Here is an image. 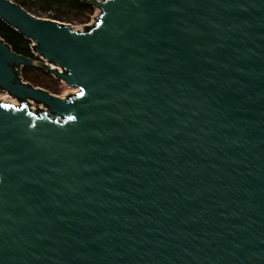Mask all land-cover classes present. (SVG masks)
I'll list each match as a JSON object with an SVG mask.
<instances>
[{
    "label": "water",
    "instance_id": "water-1",
    "mask_svg": "<svg viewBox=\"0 0 264 264\" xmlns=\"http://www.w3.org/2000/svg\"><path fill=\"white\" fill-rule=\"evenodd\" d=\"M86 2L0 0L37 54L0 38V264H264V0Z\"/></svg>",
    "mask_w": 264,
    "mask_h": 264
},
{
    "label": "trees",
    "instance_id": "trees-1",
    "mask_svg": "<svg viewBox=\"0 0 264 264\" xmlns=\"http://www.w3.org/2000/svg\"><path fill=\"white\" fill-rule=\"evenodd\" d=\"M28 12L62 23L86 24L95 13L96 7L86 0H13ZM0 38L20 55L37 58L31 49L32 41L0 18ZM18 75L29 84L48 91L57 92L56 85L61 81L41 67L23 66L17 69Z\"/></svg>",
    "mask_w": 264,
    "mask_h": 264
},
{
    "label": "rangeland",
    "instance_id": "rangeland-1",
    "mask_svg": "<svg viewBox=\"0 0 264 264\" xmlns=\"http://www.w3.org/2000/svg\"><path fill=\"white\" fill-rule=\"evenodd\" d=\"M97 16H98V10L96 8L95 13L92 15V17H91V19H90V21L88 23H86V24H74V25H72V27L74 29H83V28H85L86 25L92 23L96 19ZM42 17L46 18L44 16H42ZM56 87H57V90H58L56 93L53 92V91H49V92H51L52 94H54L56 96L62 97V98L63 97L66 98L68 95L73 94V93H75L77 91V88L70 87V86L66 85L62 81L60 83H58L56 85ZM5 99H8L9 101H16V100H14V97L8 96L6 94V92H4L3 90L0 89V100H5ZM33 106L36 109L39 108V107L36 106V104L31 103V107H33Z\"/></svg>",
    "mask_w": 264,
    "mask_h": 264
},
{
    "label": "built area",
    "instance_id": "built-area-1",
    "mask_svg": "<svg viewBox=\"0 0 264 264\" xmlns=\"http://www.w3.org/2000/svg\"><path fill=\"white\" fill-rule=\"evenodd\" d=\"M93 23V22H92ZM92 23H90V24H92ZM90 24H88V25H90ZM87 26V25H86ZM85 26V27H86ZM85 28H83V29H76V30H84ZM32 41V40H31ZM32 45H35V42L34 41H32V43H31V49H32V51H33V53L35 54V55H37L36 54V52L34 51V48L32 47ZM2 90V89H1ZM4 92H6V94L8 95V96H10V97H14L13 95H11L9 92H7V91H5V90H3ZM14 100H16L15 102H13V101H6V102H9V103H12V104H15V105H19V100L16 98V97H14ZM4 101V100H3ZM31 103H33V104H36V106L37 107H39L40 109H46V107L43 105V104H37V103H35L34 101H30ZM31 105V104H30ZM31 109L33 110V111H37L36 110V108L33 106V107H31Z\"/></svg>",
    "mask_w": 264,
    "mask_h": 264
},
{
    "label": "bare ground",
    "instance_id": "bare-ground-1",
    "mask_svg": "<svg viewBox=\"0 0 264 264\" xmlns=\"http://www.w3.org/2000/svg\"><path fill=\"white\" fill-rule=\"evenodd\" d=\"M4 101H8V99H5ZM13 102H15V101H13ZM16 103V102H15Z\"/></svg>",
    "mask_w": 264,
    "mask_h": 264
}]
</instances>
